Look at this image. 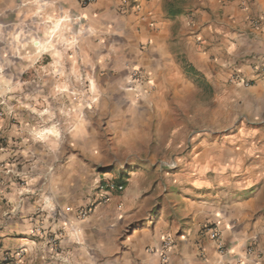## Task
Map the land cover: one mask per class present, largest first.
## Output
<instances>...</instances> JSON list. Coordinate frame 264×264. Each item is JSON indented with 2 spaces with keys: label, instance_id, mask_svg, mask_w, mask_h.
Segmentation results:
<instances>
[{
  "label": "crops",
  "instance_id": "obj_1",
  "mask_svg": "<svg viewBox=\"0 0 264 264\" xmlns=\"http://www.w3.org/2000/svg\"><path fill=\"white\" fill-rule=\"evenodd\" d=\"M4 50L25 60L10 67L19 76L40 58L57 60L41 67L50 75L63 71L61 58L76 74V60L96 70L92 59L101 57L112 78L102 86L112 123L128 66L142 67L153 85L134 106L140 127L106 134L115 164L107 174L125 183L105 202L92 192L98 134L76 129V107L71 134H33L31 105L15 99L13 117L27 126L0 123V264H159L151 250L166 237L169 264H251L246 247L264 252V0H0V56ZM181 58L217 103L201 133L178 134L172 114L174 101L200 89ZM162 157L169 160L157 163ZM209 226L220 231L224 253Z\"/></svg>",
  "mask_w": 264,
  "mask_h": 264
},
{
  "label": "rangeland",
  "instance_id": "obj_2",
  "mask_svg": "<svg viewBox=\"0 0 264 264\" xmlns=\"http://www.w3.org/2000/svg\"><path fill=\"white\" fill-rule=\"evenodd\" d=\"M2 34L5 40L7 35H5L4 30H2ZM2 46L7 50L11 47L9 42L3 43ZM52 47L57 49L58 45ZM18 61L9 52L5 50L1 52L0 66L3 74L0 75V123L5 121L2 129L17 128L20 125L27 126V123L17 122L13 117L14 107L12 103L17 98L25 100L31 105L30 110L33 111L32 113L30 111L28 126L34 132L33 134H71V131L74 130L73 114L74 107H76V115L79 116L76 129L81 134H90L91 132L98 134L99 151L95 163L96 174L92 192H99L101 183L109 179L107 173L115 169L114 162H110V142L106 134H127L129 128L136 131L140 127V109L134 106L140 107L143 104L144 99L151 91L152 79L140 66L131 65L127 67L124 84H122L121 90L116 93L118 97H121L119 99L120 106L116 109L117 117L115 116V119L117 121L112 123L111 112L113 109L108 107L109 105L103 100L106 91L102 88L112 78L106 72V61L102 60L101 57L97 60L92 59L94 67L98 63L96 70L93 67L91 70V61L84 58L76 60V65L79 67L76 74L71 70L73 61L61 58L60 62L64 68L61 74L52 71L50 75H44L41 70L42 65L46 66L47 63H51V67H54L57 66V60L40 58L34 60L33 67L19 76L10 70V67L12 68ZM24 61L20 60L18 63L25 65ZM181 65L183 71L195 84L200 86V89L194 91L192 100L189 97H184L174 101L171 107L172 114L177 120L178 134L189 133L191 129L194 133H201L202 128L207 125L209 118L213 115L212 110L217 106V103L209 100L211 91L201 90V86L206 81L199 72L195 71L184 58H181ZM135 70L142 74L143 81L141 83H136L131 78ZM42 82L45 83L44 90L41 87ZM76 83L78 86L77 90L74 91L73 86ZM16 84L21 85V87L16 89ZM42 104L45 108H42ZM42 111L45 115H41ZM6 123L8 125H5ZM165 126L173 128L174 125L167 123ZM2 141L3 138L0 137V147L3 146ZM157 159V163L159 160H169L165 157ZM167 165L172 166L171 163H167ZM50 211L57 210L50 209ZM249 247L253 248L252 250L256 252V255L246 256L245 254L247 262L264 264L263 250L254 244L246 248Z\"/></svg>",
  "mask_w": 264,
  "mask_h": 264
},
{
  "label": "built area",
  "instance_id": "obj_3",
  "mask_svg": "<svg viewBox=\"0 0 264 264\" xmlns=\"http://www.w3.org/2000/svg\"><path fill=\"white\" fill-rule=\"evenodd\" d=\"M79 1H80L81 5L86 6V5L90 4L91 2H93L94 0H79ZM253 23L255 25H259V20L254 19ZM259 76L264 78V66L260 67ZM131 78L136 83H141L143 81L141 72H138L136 70L132 73ZM232 81L237 82V83L242 84V85L250 84L249 80H246L245 78H243L239 74H234L232 76ZM99 188H100L99 194H98V196L94 202H97V201L105 202L108 199L110 192L123 190V185L116 183L113 179L109 178L107 180H104V182L101 183V186ZM94 202H89L88 204H86L85 206H83L79 210V216L81 218L86 217L90 213V211L92 210V207L94 205ZM53 212H54V214H56V211H53ZM207 232H208L210 238H212L213 240L216 241L217 250L220 253H224L225 247H224L223 241L221 240V234H220V231L218 230V228L215 226H209V227H207ZM55 242H56V238L53 237L50 240V243L54 244ZM171 245H172V239L170 237H166L163 239V241L161 242V244L158 247L152 248L151 252L157 254L159 257V264H169L168 249L171 247ZM252 249H253L252 247L246 248L245 254L247 256H255L256 252H254ZM9 257H10L9 255H6L5 258H9ZM239 263H240V261H239Z\"/></svg>",
  "mask_w": 264,
  "mask_h": 264
},
{
  "label": "trees",
  "instance_id": "obj_4",
  "mask_svg": "<svg viewBox=\"0 0 264 264\" xmlns=\"http://www.w3.org/2000/svg\"><path fill=\"white\" fill-rule=\"evenodd\" d=\"M114 181H115L116 183H119V184H122V185L125 183L124 178L122 177L121 174L118 175L116 178H114Z\"/></svg>",
  "mask_w": 264,
  "mask_h": 264
}]
</instances>
